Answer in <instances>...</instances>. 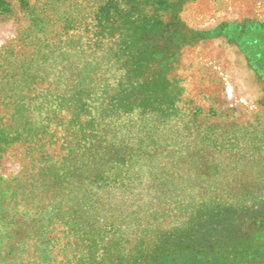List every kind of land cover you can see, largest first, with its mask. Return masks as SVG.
<instances>
[{
    "label": "rangeland",
    "instance_id": "374dc122",
    "mask_svg": "<svg viewBox=\"0 0 264 264\" xmlns=\"http://www.w3.org/2000/svg\"><path fill=\"white\" fill-rule=\"evenodd\" d=\"M0 264H264V0H0Z\"/></svg>",
    "mask_w": 264,
    "mask_h": 264
}]
</instances>
